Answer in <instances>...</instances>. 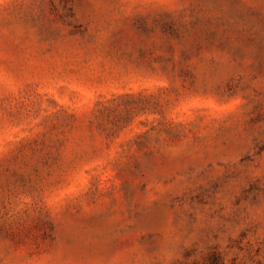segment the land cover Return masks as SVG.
<instances>
[{
    "label": "rangeland",
    "instance_id": "rangeland-1",
    "mask_svg": "<svg viewBox=\"0 0 264 264\" xmlns=\"http://www.w3.org/2000/svg\"><path fill=\"white\" fill-rule=\"evenodd\" d=\"M0 264H264V0H0Z\"/></svg>",
    "mask_w": 264,
    "mask_h": 264
}]
</instances>
